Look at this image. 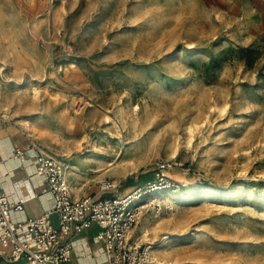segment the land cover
Segmentation results:
<instances>
[{
	"label": "rangeland",
	"instance_id": "374dc122",
	"mask_svg": "<svg viewBox=\"0 0 264 264\" xmlns=\"http://www.w3.org/2000/svg\"><path fill=\"white\" fill-rule=\"evenodd\" d=\"M0 101L74 194L170 164L161 264H264V0H0Z\"/></svg>",
	"mask_w": 264,
	"mask_h": 264
},
{
	"label": "built area",
	"instance_id": "2783aa9c",
	"mask_svg": "<svg viewBox=\"0 0 264 264\" xmlns=\"http://www.w3.org/2000/svg\"><path fill=\"white\" fill-rule=\"evenodd\" d=\"M30 147L34 149L32 157L24 148L14 149L19 161L33 168L25 178L30 192L16 191V199L11 200L0 186V245L11 259H23L28 264H60L73 254L68 237L86 231L101 243L107 264H161L153 252L150 231L137 230L135 225L148 207L155 217L161 214L160 201L153 193L174 184L170 164L158 162L152 179L126 193L111 192L118 181L107 179L100 182V189L109 195L73 199L61 161L33 143ZM25 181L21 184L24 187ZM37 188L48 191L53 204L39 215L14 217V212L23 211L26 199L36 195Z\"/></svg>",
	"mask_w": 264,
	"mask_h": 264
},
{
	"label": "crops",
	"instance_id": "0c3cea01",
	"mask_svg": "<svg viewBox=\"0 0 264 264\" xmlns=\"http://www.w3.org/2000/svg\"><path fill=\"white\" fill-rule=\"evenodd\" d=\"M15 148H24L29 157H32L34 153V149L29 146V143L24 142V139L20 138L16 132L10 131L8 126L0 127V157L2 159L0 163V186L11 200L16 199V191L23 194H26L27 191L30 192V183L28 185L25 178L30 176L33 170L28 162L19 161L14 154ZM22 181H25V187L21 185ZM31 182L33 183L34 179ZM71 194L73 199L86 196V194H82L79 191L74 194L72 189ZM52 204L51 194L46 190L37 188L36 195L27 198L24 202L23 211L14 212L13 215L16 218L36 216ZM68 239L73 245V254L70 260L63 261L60 264H107L101 243L94 240L86 231L72 234ZM0 264L28 263L23 259H11L0 245Z\"/></svg>",
	"mask_w": 264,
	"mask_h": 264
},
{
	"label": "bare ground",
	"instance_id": "6f19581e",
	"mask_svg": "<svg viewBox=\"0 0 264 264\" xmlns=\"http://www.w3.org/2000/svg\"><path fill=\"white\" fill-rule=\"evenodd\" d=\"M1 107H3V103H2V101H0V108ZM3 115H6V113H4ZM44 151V150H43ZM66 173H67V166H64V175H65V178H66V180H67V183H68V186H69V191H70V193H71V189H70V185H69V182H68V179H67V177H66ZM71 196H72V194H71ZM147 226V223H146V221L144 220L143 222H141V224L139 225V227H142V226Z\"/></svg>",
	"mask_w": 264,
	"mask_h": 264
}]
</instances>
